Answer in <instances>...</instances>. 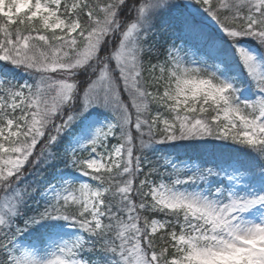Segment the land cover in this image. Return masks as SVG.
Segmentation results:
<instances>
[{"label": "snow or ice", "instance_id": "1", "mask_svg": "<svg viewBox=\"0 0 264 264\" xmlns=\"http://www.w3.org/2000/svg\"><path fill=\"white\" fill-rule=\"evenodd\" d=\"M0 264H264V0H0Z\"/></svg>", "mask_w": 264, "mask_h": 264}]
</instances>
